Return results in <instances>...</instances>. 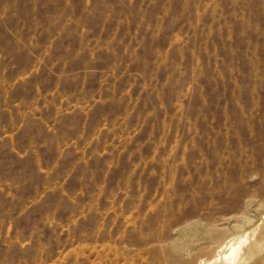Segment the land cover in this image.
<instances>
[{
	"label": "rangeland",
	"instance_id": "1",
	"mask_svg": "<svg viewBox=\"0 0 264 264\" xmlns=\"http://www.w3.org/2000/svg\"><path fill=\"white\" fill-rule=\"evenodd\" d=\"M178 198L264 206V0H0V264H102Z\"/></svg>",
	"mask_w": 264,
	"mask_h": 264
},
{
	"label": "bare ground",
	"instance_id": "2",
	"mask_svg": "<svg viewBox=\"0 0 264 264\" xmlns=\"http://www.w3.org/2000/svg\"><path fill=\"white\" fill-rule=\"evenodd\" d=\"M189 190L192 198L194 189ZM177 200L176 210L161 214V223L134 238L125 231L128 225L143 228L140 205L121 218L113 211L106 241L93 245L96 259L102 264H264V206L256 218L239 217L231 224L227 209L217 208L211 198L203 204ZM166 232H174L173 237ZM154 242L158 245H150Z\"/></svg>",
	"mask_w": 264,
	"mask_h": 264
}]
</instances>
